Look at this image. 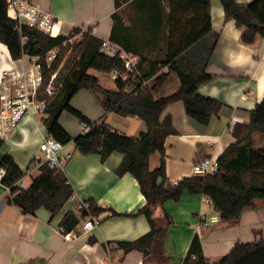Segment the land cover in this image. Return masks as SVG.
Masks as SVG:
<instances>
[{
  "label": "crops",
  "instance_id": "obj_1",
  "mask_svg": "<svg viewBox=\"0 0 264 264\" xmlns=\"http://www.w3.org/2000/svg\"><path fill=\"white\" fill-rule=\"evenodd\" d=\"M30 1L58 20L61 34L66 36L73 29L93 27L96 37L110 41L114 28L113 15L117 14L123 22L121 28H126L129 36L126 44L138 57L165 65L173 57L183 55L189 45L203 37L207 27L199 4L191 7L188 0L181 4L173 2V7L170 0H161L159 6L154 0H129L120 8L116 7V0ZM237 1L247 5L257 0ZM210 15L212 31L219 35V42L207 68L212 79L201 85L198 93L216 99L222 104V109L219 117L213 118L207 126L190 119L182 102L171 104L164 110L160 121L170 118L176 131L165 141L166 180L172 184L196 177L193 167L202 160L218 159L235 141L234 126L249 124L251 113L264 99V38H258L251 45L244 44V29L238 28L234 21H226L220 0H210ZM64 31L68 33L64 34ZM12 60L8 48L0 43V73L10 66ZM164 73L169 75L156 93L157 99L169 97L180 90L177 74L170 73L168 67L162 69L159 75ZM113 75L115 82L117 76ZM154 83L155 79H152L148 85ZM100 85L108 91H116V88L112 90ZM80 94H87L83 108L74 103ZM77 96L71 102L72 107H76L90 121L99 120L105 114L92 92L82 91ZM93 102L99 108V116L96 117L89 115V109L94 113L91 108ZM62 116L60 123L71 136L84 133V125L79 122V126L75 127L67 116V123L70 124L65 126ZM35 117L27 116L10 141L0 149V160L9 154L25 175L30 172L24 177L25 183L27 178L33 179L38 171L35 167L39 147L49 137L43 123L47 116L42 118L43 127L37 125ZM106 122L120 133L135 138L147 128L137 117H120L114 113L106 116ZM256 148L262 147L256 145ZM66 149L63 170L74 190V197L104 209L94 216L90 210L96 223L95 229L67 242L61 227L63 219L68 213L75 214L80 222L82 218L75 212L73 201L70 200L53 219L43 209L33 216L24 215L9 203L10 191L0 185V264H148L152 261L158 264L151 258L146 260L142 252L125 254L109 245L132 242L151 231L147 218L138 215L146 204L138 181L130 174L123 177L117 175L123 156L114 154L103 162L100 155L81 154L74 143ZM69 155L70 159H67ZM161 161L159 152L152 154L149 158L150 171L159 169ZM26 186L29 187L27 183ZM163 210L172 220L167 227L164 244L168 264H183L196 237L202 244L205 257L211 262L227 256L237 244L264 239V201L261 200L255 202V208L245 210L235 223L222 222L207 198L188 191L179 201H167ZM159 211L156 212L158 217ZM215 217L219 218L218 223L205 225L201 222L202 218L210 221Z\"/></svg>",
  "mask_w": 264,
  "mask_h": 264
},
{
  "label": "trees",
  "instance_id": "obj_2",
  "mask_svg": "<svg viewBox=\"0 0 264 264\" xmlns=\"http://www.w3.org/2000/svg\"><path fill=\"white\" fill-rule=\"evenodd\" d=\"M127 1L129 0H116V7L120 8ZM183 1L186 0H170L171 7L173 2L181 4ZM188 1L191 7L198 3L203 10L207 25L203 37L195 40L184 50L183 55L173 57L166 65L140 58L139 75L134 81L133 76L126 73L120 59L108 57L101 51L104 40L92 34L93 27L84 31L73 29L71 34L56 38L25 26L20 33L16 29V23L8 17L7 3L0 0V43L8 48L13 60L26 55L45 56L58 47L62 49V54L50 69L44 65V82L38 93V100L45 102L46 106L44 114L47 118L43 123L48 136L63 146L74 143L76 150L81 154L100 155L103 162L114 154L122 155L123 160L117 169V175L123 177L130 174L140 185L146 204L139 210L138 215L147 218L151 231L138 240L109 245L115 246L125 254L133 251L142 252L146 260L151 258L163 264H168L164 244L167 227L172 224L169 215L163 210L167 201H179L186 191L200 194L209 200L214 211L219 214L220 220L226 223L239 221L245 210L255 208L257 200L264 201V148L255 147L256 137H264V99L251 113L249 124L234 126L235 141L218 158L220 164L218 174L187 178L175 184L166 180L165 141L176 131L170 118H166L164 122L160 121L164 110L171 104L182 102L190 119L207 126L213 118L219 117L222 109L219 101L198 93L199 87L212 79L207 73V68L219 42V35L212 31L210 0ZM154 3L159 6L161 0H154ZM220 3L226 21H234L238 28L244 29L242 35L244 44L251 45L258 38H264V0L247 5L240 4L237 0H220ZM158 10L160 11L159 7ZM113 19L114 28L110 41L138 56L126 44L129 36L126 28H121L123 22L120 16L114 14ZM79 34L82 37L78 43L70 45L69 40ZM23 37L27 38L26 42H23ZM65 43L67 46L64 49ZM70 50L73 56L63 62L65 54ZM165 67H168L170 73L177 74L180 90L169 97L157 99L156 93L169 75V73L159 75ZM92 70L117 74L116 91L104 89L98 78L89 74ZM55 73H57L54 82L55 95L50 98L46 94V88ZM124 76L126 80H123ZM152 79H155L153 85L141 87L142 81ZM82 91H90L97 97L105 112L99 120L90 121L72 107L73 98ZM64 112L69 113L82 125H88L90 130L76 137L71 136L60 123ZM110 113L120 117H137L147 128L138 137H129L113 129L106 122V116ZM4 144L0 140V149ZM156 152L162 155L161 166L151 172L149 158ZM0 169L6 172L2 185L10 190L9 203L20 209L24 215L33 216L43 209L48 211L53 219L74 196V190L63 170H52L43 165L29 187L19 189L17 183L25 177V173L11 155L6 154L1 158ZM103 211V208L91 203L93 216ZM157 211L159 217L156 216ZM79 224L80 221L75 214L68 213L61 227L66 234L76 231ZM183 264H264V239L254 243L237 244L227 256L217 262H211L205 257L202 244L196 237Z\"/></svg>",
  "mask_w": 264,
  "mask_h": 264
},
{
  "label": "built area",
  "instance_id": "obj_3",
  "mask_svg": "<svg viewBox=\"0 0 264 264\" xmlns=\"http://www.w3.org/2000/svg\"><path fill=\"white\" fill-rule=\"evenodd\" d=\"M8 5V17L16 24V29L21 33L22 28L28 27L35 29L52 38H56L61 34L58 20H56L49 12L42 9L30 0H5ZM95 29H92V34H95ZM26 42L27 38H22ZM70 41V40H69ZM67 43L64 44V46ZM60 47L50 51L45 56H23L18 60H12L9 67L2 69L0 73V140L4 143L10 141L16 130L19 128L22 121L29 115L33 117L38 114H44L45 102L38 100V93L44 82V65L48 69L58 59ZM101 51L111 58H118L123 62L126 73L132 75L134 81L139 75L138 66L140 57L132 52L124 50L120 45L109 40L103 41ZM117 76V74H116ZM57 78V73L50 78L46 88L48 97H54V82ZM127 78L124 76L123 80ZM149 81H142L141 87L148 86ZM90 130L88 125H84V132ZM64 146L50 137L46 138L40 144V152L43 157L36 159V170L43 165H47L50 169L63 170V162L60 152ZM67 159H70V155ZM220 164L218 159H204L193 167V174L196 177H207L219 173ZM64 171V170H63ZM6 172L0 169V185ZM26 173L25 176H29ZM19 189H27L24 178L17 183ZM8 189V188H7ZM9 190V189H8ZM10 191V190H9ZM75 212L82 215L80 222V232L74 231L64 234V239L67 242L73 241L82 237L95 229L96 223L90 214L91 203L72 197ZM201 222L205 225L209 223H218L219 218H212L210 221L202 218Z\"/></svg>",
  "mask_w": 264,
  "mask_h": 264
},
{
  "label": "rangeland",
  "instance_id": "obj_4",
  "mask_svg": "<svg viewBox=\"0 0 264 264\" xmlns=\"http://www.w3.org/2000/svg\"><path fill=\"white\" fill-rule=\"evenodd\" d=\"M82 30V29H81ZM86 30V29H85ZM84 31V30H82ZM68 31H64V34H67ZM71 34V33H70ZM82 35L79 34L77 36H74L70 39L69 41V44L70 45H75L76 43H78V41L81 39ZM67 44L64 46V49L66 48ZM63 49V50H64ZM62 54V50L60 51V54L59 56ZM73 56V52L70 50L68 51L64 58H63V62H66L67 59H69L70 57ZM63 66V65H62ZM62 66L60 67V69L62 68ZM91 76H96L99 78L100 80V83L107 89H112L114 90L116 88L115 86V82H114V75L113 74H106V73H100V72H96V71H90L89 73ZM85 95V96H84ZM87 94H80L79 96H77V98H75L74 100V103L77 105V106H80L81 108H83V104L85 103V97H86ZM94 103V102H93ZM76 108V107H75ZM92 110H94V113L92 114V111H90L89 109V115L92 116V117H96V116H99L97 114H99V108L96 106V104L94 103L93 104V107H91ZM96 110V111H95ZM67 116L71 119V122L70 123H73V125H75V127L79 126V121L77 119H75L74 117H72L69 113L67 112H64L63 113V116H62V122L65 124V126H69L70 123H67ZM45 117V114H38L34 119H35V122L37 123V125L39 127H43V124H42V118ZM98 118V117H97ZM74 128V127H73ZM71 130H74V129H71ZM257 143L256 145L258 147H262L264 148V137H260V136H257ZM32 145V144H31ZM70 144H68L67 146H64L63 150L60 152V156H61V159L63 160V162L66 160V157H65V154L68 152V149H66L67 147H69ZM30 147V146H29ZM256 147V146H255ZM32 149V147H31ZM66 149V150H65ZM38 157H43V154L40 152L38 153L37 155ZM64 156V157H63ZM64 165L65 163L63 164V168H64ZM37 174H39V172L37 171L36 173H34L33 177H35ZM31 180L32 178H27L26 179V183L27 185H30L31 183ZM153 263H148V264H156L154 261H152ZM158 264H163L162 262L158 263Z\"/></svg>",
  "mask_w": 264,
  "mask_h": 264
}]
</instances>
